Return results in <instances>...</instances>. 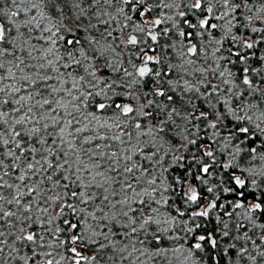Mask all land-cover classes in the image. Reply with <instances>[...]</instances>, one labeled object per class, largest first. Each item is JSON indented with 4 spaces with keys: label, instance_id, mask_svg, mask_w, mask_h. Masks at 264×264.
<instances>
[{
    "label": "snow or ice",
    "instance_id": "snow-or-ice-1",
    "mask_svg": "<svg viewBox=\"0 0 264 264\" xmlns=\"http://www.w3.org/2000/svg\"><path fill=\"white\" fill-rule=\"evenodd\" d=\"M0 264H264V0H0Z\"/></svg>",
    "mask_w": 264,
    "mask_h": 264
}]
</instances>
